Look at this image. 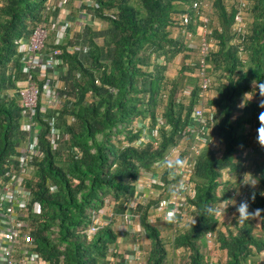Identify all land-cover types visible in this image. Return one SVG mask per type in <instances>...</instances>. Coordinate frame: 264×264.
Returning <instances> with one entry per match:
<instances>
[{
	"label": "trees",
	"instance_id": "obj_1",
	"mask_svg": "<svg viewBox=\"0 0 264 264\" xmlns=\"http://www.w3.org/2000/svg\"><path fill=\"white\" fill-rule=\"evenodd\" d=\"M59 1L47 6V0H0V183L17 170L16 157L29 139L21 130L24 115L15 93L16 82L25 77L19 42L59 15ZM70 1L78 8L69 7ZM193 1L207 0H67L69 21L85 11L90 22L105 26L89 22L67 38L60 47L66 68L57 88L62 104L52 113L36 111L41 156L34 158L25 187L40 206L27 223L43 260L122 264L129 243L140 244L145 264H264V0H248L241 52L233 44L236 3L209 0L213 20L206 63L212 86L204 104L218 148L207 143L192 159L194 195H185L186 216L179 225L152 209L170 196L163 187L194 143L186 128L200 101L192 67L197 51L180 25L187 14L186 29L196 34L200 12ZM50 33L45 54L56 48L55 31ZM187 85L192 91L184 101L180 93ZM51 118L61 132L57 149L49 141ZM174 147L178 156L164 162ZM141 177H159L162 184L153 188L156 198L146 204L135 200L132 211L146 245L116 226L125 223ZM231 201L236 204L230 209ZM222 206L231 221L222 222ZM101 209L112 218L90 233L93 217L102 220Z\"/></svg>",
	"mask_w": 264,
	"mask_h": 264
},
{
	"label": "built area",
	"instance_id": "obj_2",
	"mask_svg": "<svg viewBox=\"0 0 264 264\" xmlns=\"http://www.w3.org/2000/svg\"><path fill=\"white\" fill-rule=\"evenodd\" d=\"M229 3H236L237 10L234 15V25L232 32L234 34L233 44L238 45L241 52V43L244 42L247 35V26L245 23V12L248 9V0H225ZM88 3L89 0H86ZM52 0H47V6H51ZM204 2L203 4H206ZM209 3V2H208ZM67 0H60L59 6L62 8L56 18H50L49 22L42 21L30 34L27 40H21L18 46V52L21 54V72L25 77L16 82V90L20 99V107L23 110L24 121L21 124V130L28 133V142L24 148L19 151L16 157L18 167L16 171H10L5 174L7 177L0 183V264H51L43 260L36 252V246L31 236V230L27 223V218L30 213L39 214L40 206L38 202L31 201V193L26 189V179L31 175L33 168V160L35 157L41 156L38 146V128L35 120L36 111L39 108L42 113H52L58 109L61 104V96L57 91L59 88L58 80L60 74L66 71L61 56V46L65 44L67 38L71 37L74 32L81 31L89 20L85 11H81V16L75 22H71L65 18V5ZM208 7V4L202 5L198 1H193L192 8L197 9L199 18L197 22L196 34L186 29L189 24V16L183 14L180 16L181 34L189 41V47L196 49L198 54L194 67V77L197 81L199 89L200 101L198 106L194 108L191 119L193 125L187 126L186 132L194 134V143L190 146V154L183 161L181 166L173 169L170 175L169 185H164V189L170 194L168 199L159 202L158 206L152 209L155 216H162L164 221H171L173 226L179 225L186 216L187 205L185 203V195L192 197L194 195V186L191 181L193 158L200 155L204 146L207 143L212 146L215 141L210 137L207 129V122L211 110L205 108L206 97L209 96L212 86V79L207 70L208 66L206 58L211 50V45L208 44V36L211 34L209 28V18L206 19L201 9ZM230 6L228 5L227 8ZM209 9L211 4L209 3ZM228 10V9H227ZM79 29V30H77ZM51 30L55 31L54 44L56 48L49 53H43L46 41ZM198 38L195 42L194 39ZM70 51L75 48H69ZM62 72V73H61ZM37 76V79H35ZM44 80L42 87L40 82ZM192 88L185 87L182 92L184 97L191 94ZM50 137L49 141L53 149L58 148L57 140L61 134L60 129L53 126V119H50ZM159 120V124H160ZM144 140V139H142ZM260 148L264 150V138L260 142ZM179 154L178 148H172L164 159V162L171 158L177 157ZM162 162L158 166L161 170L165 169V163ZM155 185H161L158 178L148 177L138 184V193L134 195L130 204L129 211L125 217L124 227L117 229L120 231L128 230L132 235H136L144 242L145 233L139 222L137 215L132 214L135 209V200L146 204L149 200L156 198L157 194L154 191ZM105 209H101L100 213L105 218V221L95 220L88 228L90 233H95L99 228L106 225L112 218V213L108 216L104 214ZM162 213V214H160ZM155 216L150 217V221H154ZM212 235L209 233L208 237ZM122 239L119 240L121 243ZM210 242V240L208 241ZM211 244V243H209ZM143 251L140 244H135L130 253H127L122 264H145Z\"/></svg>",
	"mask_w": 264,
	"mask_h": 264
},
{
	"label": "rangeland",
	"instance_id": "obj_3",
	"mask_svg": "<svg viewBox=\"0 0 264 264\" xmlns=\"http://www.w3.org/2000/svg\"><path fill=\"white\" fill-rule=\"evenodd\" d=\"M211 3L209 0H207V3L206 4H208V7L207 8H205V9H201V12H202V14H203V16L206 18V19H208L209 20V24H210V22H212V20H213V9H209V3ZM206 4H203L202 3V5H206ZM69 7H72V9H75V7L76 8H78V6H79V3H76V2H73V1H70L69 2ZM69 7H66V8H68L69 9ZM81 16V15H80ZM80 16L78 17V19L80 18ZM208 17V18H207ZM89 19V18H88ZM90 21L89 20H87V22H86V24H88ZM90 23H92V25H93V27L94 28H97V29H103V27L105 26V23H103V22H101L100 20H96V19H92V21L90 22ZM89 23V24H90ZM77 30H79V29H77ZM49 34H51L50 32H49ZM49 36V35H48ZM182 39V38H181ZM194 41L195 42H197L198 41V38H195L194 39ZM194 50H196V49H194ZM197 51V50H196ZM197 54H198V52H194V54H193V60L194 61H196V57H197ZM180 65H181V61H177L176 62V69H178V67H180ZM59 84V83H58ZM185 87H192L191 85H187V86H185ZM180 95H182L181 93H180ZM209 96H211V94H209ZM181 97H183V100L185 101V100H187L188 98L187 97H184L183 95L181 96ZM206 108H207V106H206ZM213 149H217L218 148V143H217V141H214L213 143H212V146H211ZM218 152V151H217ZM236 204V201H231L230 202V209H231V206H234ZM219 210H221V212H222V216L224 215V217H223V219H222V222L223 221H225V222H228L229 220L231 221V217H230V213H229V210H228V212L227 213H225L226 211V207H221V208H219ZM118 228H120V227H124L123 226V224H122V222L119 220L118 221ZM231 224V223H230ZM181 228V227H180ZM180 228H173V229H171L173 232H177L178 231V229L180 230ZM209 246L211 247L212 245L211 244H209ZM179 255H181L180 253H177V255L175 254V258L177 257V258H179ZM176 263H178V262H176Z\"/></svg>",
	"mask_w": 264,
	"mask_h": 264
},
{
	"label": "crops",
	"instance_id": "obj_4",
	"mask_svg": "<svg viewBox=\"0 0 264 264\" xmlns=\"http://www.w3.org/2000/svg\"><path fill=\"white\" fill-rule=\"evenodd\" d=\"M69 13H70V11L66 8V10H65V18L67 19V20H69ZM70 21L71 22H75V19H70ZM77 22H78V18H77ZM140 180H144V177H141V179ZM145 243V245H146V243H148V242H143V244ZM124 248H125V250H126V253H128V252H131V251H129V250H131L132 249V246H131V244H126L125 246H124Z\"/></svg>",
	"mask_w": 264,
	"mask_h": 264
},
{
	"label": "bare ground",
	"instance_id": "obj_5",
	"mask_svg": "<svg viewBox=\"0 0 264 264\" xmlns=\"http://www.w3.org/2000/svg\"><path fill=\"white\" fill-rule=\"evenodd\" d=\"M233 7V6H232ZM208 18V17H207ZM47 20V19H46ZM195 31V30H194ZM196 33V32H195ZM174 67V66H173ZM160 161V160H159ZM187 201V200H186ZM133 238V237H132ZM170 258V257H169Z\"/></svg>",
	"mask_w": 264,
	"mask_h": 264
}]
</instances>
